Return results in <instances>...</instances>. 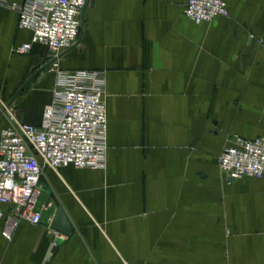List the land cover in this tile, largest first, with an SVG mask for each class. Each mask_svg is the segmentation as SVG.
Here are the masks:
<instances>
[{"label": "crops", "instance_id": "crops-1", "mask_svg": "<svg viewBox=\"0 0 264 264\" xmlns=\"http://www.w3.org/2000/svg\"><path fill=\"white\" fill-rule=\"evenodd\" d=\"M186 1L89 2L80 44L58 62L103 73L106 166L45 168L43 222L0 231V264H264V177L228 178L219 161L236 137H264V0H224L229 15L200 24ZM31 38L0 6V111L55 58L41 44L14 52ZM56 82L42 73L0 131L40 125ZM58 207L68 236L51 229Z\"/></svg>", "mask_w": 264, "mask_h": 264}, {"label": "built area", "instance_id": "built-area-1", "mask_svg": "<svg viewBox=\"0 0 264 264\" xmlns=\"http://www.w3.org/2000/svg\"><path fill=\"white\" fill-rule=\"evenodd\" d=\"M85 1L26 0L18 4L0 0V6L18 14V27L32 34L31 41L14 52L25 55L34 44H41L57 57L73 46L80 36ZM184 14L200 24L228 16L229 11L224 0H187ZM49 70L57 75L56 92L44 108L40 125L17 122L0 131V231L7 240L21 221L35 226L43 222L40 199L45 168L100 170L106 166L108 115L103 73L65 71L58 61ZM219 161L228 178L264 177V137H236Z\"/></svg>", "mask_w": 264, "mask_h": 264}, {"label": "water", "instance_id": "water-1", "mask_svg": "<svg viewBox=\"0 0 264 264\" xmlns=\"http://www.w3.org/2000/svg\"><path fill=\"white\" fill-rule=\"evenodd\" d=\"M91 0H86L82 10H81V30L84 26V20H85V11L87 9V6L89 4ZM81 42V37L80 39L77 41V43L73 46H71L70 48H68L67 50L63 51L62 53H60L57 57L53 58V59H45L41 65L40 68H38L37 70H35L33 73H31L30 77L22 84V86L17 90V92L15 93V95L13 96V98L7 103V108L11 107V105L13 104V102L19 97V95L26 90L42 73H46L48 72L49 68L55 63L57 62L60 58H62L66 53H68L70 50L74 49L76 46H78ZM5 112L6 109H3L0 111V118H5ZM35 154H37V152H34ZM51 229L54 230L55 232H58L62 235L68 236L73 232V227L70 224L65 212L63 211V209L61 207L57 208V211L54 215V218L52 220L51 223ZM60 246V242L57 241L56 244L54 245L51 254L53 258Z\"/></svg>", "mask_w": 264, "mask_h": 264}, {"label": "rangeland", "instance_id": "rangeland-1", "mask_svg": "<svg viewBox=\"0 0 264 264\" xmlns=\"http://www.w3.org/2000/svg\"><path fill=\"white\" fill-rule=\"evenodd\" d=\"M6 104H7V103H6ZM5 114H6V112H5ZM5 114H4V115H5Z\"/></svg>", "mask_w": 264, "mask_h": 264}]
</instances>
